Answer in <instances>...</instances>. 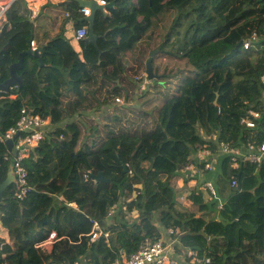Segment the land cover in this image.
<instances>
[{
	"label": "trees",
	"instance_id": "trees-1",
	"mask_svg": "<svg viewBox=\"0 0 264 264\" xmlns=\"http://www.w3.org/2000/svg\"><path fill=\"white\" fill-rule=\"evenodd\" d=\"M104 1L113 4L108 15L96 17V44L81 43L83 60L64 36H56L41 62L25 58L18 70L23 85L12 91V106L0 113V135L15 125L23 107L51 125L23 160L27 191L22 198L10 179L11 155L0 141V186L8 206L0 217L8 231L7 240L0 238V264H115L145 237L159 238L155 214L164 228L180 230L181 246L199 248L208 264H264V162L242 161L234 168L219 147L223 142L247 152L264 141V0H220L218 24L198 12L191 46L181 55L160 43L192 10L185 8L189 0ZM19 4L0 32V81L34 35L33 20ZM63 6L66 20L76 28L84 25L75 0ZM246 41L250 45L244 49ZM156 49L151 64L159 79L146 98L140 96V109L117 107L99 122L83 115L115 96L131 101L119 84L128 75L138 78L148 52ZM124 65L130 68L125 71ZM250 110L260 112L252 128L242 121ZM75 115L79 120L63 124ZM203 148L217 159L216 170L199 175L214 181L218 196L208 198L203 188H194L187 195L190 208L179 209L172 179ZM100 171L109 182L90 176ZM127 191L136 196L118 211L121 221L107 227L108 243L103 236L91 240L90 220L103 223ZM133 208L139 219L128 223L126 211ZM52 231L51 248L42 247Z\"/></svg>",
	"mask_w": 264,
	"mask_h": 264
},
{
	"label": "crops",
	"instance_id": "crops-1",
	"mask_svg": "<svg viewBox=\"0 0 264 264\" xmlns=\"http://www.w3.org/2000/svg\"><path fill=\"white\" fill-rule=\"evenodd\" d=\"M66 1L67 0H20L18 2L20 3L19 6L21 9L24 10L27 8L31 19L33 20V25H34V30H33L34 33L33 34L34 35H33V39L31 41H34L35 44L37 45V47L43 46V47H45V50H47L50 40L54 39L56 36L62 35L69 41L72 48L78 53L80 60H83L81 43L84 44V42H82L80 40L77 41L72 37V34H73L75 27H74V24L72 23L71 20H66L65 10H64V6H63V4ZM97 3L101 4L99 2V0H97ZM34 8H36L35 12H33ZM23 10H19V12H18L20 15L19 16L20 18L22 16ZM98 14L108 15L109 11L107 8H105L102 11L97 10L95 13V17H94V23H95V20H96V17ZM94 23H93V32H94ZM86 25L88 26L87 23H86ZM104 36H105V34H103L100 37H104ZM152 36L155 37L156 33H153ZM171 36H172V33H171ZM171 36H170V38H171ZM98 37H97V39H98ZM170 38H169V40H167V41L164 40L160 43L161 46L163 47V49H166V50H168L170 48L172 49V47H173L172 45H170V47H169ZM29 46H31V45L29 44ZM151 51H154V55H156V53L159 51V49L151 50ZM150 52H148L147 58H148ZM178 53L180 55L182 54L180 51H178ZM147 58H146V60H147ZM146 60H145V62H146ZM145 62H144V69H140V71L138 72V74H139V75H137L138 78H136V76L134 77L133 75H131V76L128 75L126 77L125 81H123L121 84H119L125 93L126 92L131 93L130 94V100L131 101L128 102L122 97L115 96L107 104L103 105V107L100 110L86 112L85 114L83 113V115L87 118H91V119H94L97 122H99L101 120V118L106 113H111L113 110L115 111V109L117 107H119L120 109H123V110L128 109V108L140 109V107H141L140 96L142 95L143 97H145L146 94L152 90L151 87L154 84V81L157 80V79H148L147 78V75L145 72ZM151 63H152V61H151ZM129 68H130V65H124L122 67V69H124L125 71H127ZM124 75H125V73H124ZM15 88L16 87L12 88V91ZM132 92H133V94H132ZM15 97H16V94L11 96V98H15ZM116 98H119L121 102H116ZM28 110H30L32 113H36L31 108H29ZM36 114H38V113H36ZM80 117H81V115H75L72 118L67 117L63 123L67 122L69 119L76 121V119L77 118L79 119ZM199 133L201 136H202V134H204V136H202V137H204V139L209 140V138L211 137V136H208L204 130H200ZM5 156H8V155H5ZM193 161L196 163L197 166L199 163H201V159H199L197 154L192 156V159L190 162H193ZM216 162H217V159L215 158L213 161V165H214L213 170H211V171L216 170ZM262 162H264V161H262ZM261 163H259V164H261ZM259 164H258V166H259ZM204 179H205L204 176L201 177L199 174H193V173H190V172L182 170V169L179 170L177 175L172 179V183L174 185L173 187H174V192H175V200L177 201V204L179 205L178 206L179 209L190 208L191 202L187 200V197H188L187 195L189 194L191 189L203 188V190L205 191L206 197H208V198L214 197V196L210 195L207 190H205V186L203 185ZM205 180H207V179H205ZM208 180H210V179H208ZM211 181L214 182L213 180H211ZM140 186L141 185L137 183V187L139 188ZM181 189H184V191H181ZM179 190L181 193L179 192ZM228 190L229 189L226 188L225 191H223V192L221 191V193L219 194L221 199L226 198V195L228 194ZM135 196H136L135 192H128L127 191L125 193V195L121 197L120 201L116 205H114V207L111 208L110 215L104 220L105 224H103L104 222L102 223V222H99L98 220H90L91 222L92 221H98L101 228L109 233V236L107 238H105L107 243H108V240H109L110 235H111L109 230H107V227L109 225H112L114 223V221H121L119 214H118V211L121 210L122 206L124 205V202H128V201L134 199ZM216 196H218L217 192H216ZM56 198H57V201L61 200V197H59V196H56ZM180 202L184 203V205H181ZM73 207L76 208V205H73ZM139 214H140V211L137 208H133L130 211H126L127 222L128 223L137 222L139 219ZM154 225L157 227V230L159 233V238H156V239H162L165 242H167L168 244H171L172 248H174V253L180 258V260H182V263L186 264L187 260L189 259L186 255L188 248H184L181 246L180 235L182 234V232H180V230H178V229H173L175 231L173 233H170L169 230L172 228H164L163 226H161V224H159L158 215H156V214L154 215ZM91 230H92V228H91ZM52 233L54 234V237H55V232L52 231L50 233V235ZM50 235H49V237H50ZM54 237L51 239L50 243H46L43 245L42 244L44 242L43 241L40 245L42 247L50 249L51 243H52ZM0 238H2L4 240L8 239V231L2 226L1 220H0ZM90 239H91V237H90ZM196 251H198V250H196ZM120 253H122L121 250H120ZM127 258L123 257L122 261L117 260L115 262V264H122L123 262H125V260Z\"/></svg>",
	"mask_w": 264,
	"mask_h": 264
},
{
	"label": "built area",
	"instance_id": "built-area-1",
	"mask_svg": "<svg viewBox=\"0 0 264 264\" xmlns=\"http://www.w3.org/2000/svg\"><path fill=\"white\" fill-rule=\"evenodd\" d=\"M19 0H0V31L5 23L8 22V12L14 15L18 9ZM100 3L104 4V0H99ZM36 8H34V11ZM82 12L84 15H89V8L83 7ZM87 35L86 26H81L75 29L72 37L79 41ZM252 39H255L252 36ZM31 47L35 48L36 44L34 41L30 42ZM249 46V41H246L244 47ZM260 82L264 85V71L260 76ZM116 102H121L120 99H116ZM262 102L264 103V91L262 93ZM249 118H245L242 121L246 126L252 128L255 125L254 120L260 117V112L255 110H250L248 112ZM48 127V121L41 117L39 114L32 113L26 108L20 110V117L16 124L8 129V131L0 135V141L5 142L17 133L16 138L13 142V148L15 149V154L12 156V173L20 186V191L17 194L18 198L22 196L27 191V170L23 165V160L28 156L31 149L36 146L43 138ZM219 147L221 152L226 154L230 161L238 168V162H251V163H261L264 161V141L259 146L250 145L247 148V152H242L240 148H234L229 146L227 143L220 142ZM199 159L204 161L201 167L197 166L196 163L189 162L186 164L182 170L188 171L193 174H201L204 171L213 170V155L209 148L200 149L197 153ZM7 159L8 156H5ZM240 159V161H239ZM230 185L232 187L236 186V178H230ZM205 189L210 195L216 196V190L213 182L211 180H206L203 184ZM221 207V205H219ZM8 206L1 210V213H5ZM170 233L175 230L170 229ZM92 240L104 236L107 238L109 233L103 230L98 221H92V230L89 233ZM54 237L52 233L50 237L44 241L42 244L50 243L51 239ZM187 260L186 264H208L210 262L209 258L205 254H199L198 251L193 249H187L186 252ZM75 264H84V261H77ZM122 264H184L182 260L174 253V248L171 244H168L162 239H156L152 237H145L140 243L138 249L132 253Z\"/></svg>",
	"mask_w": 264,
	"mask_h": 264
},
{
	"label": "water",
	"instance_id": "water-1",
	"mask_svg": "<svg viewBox=\"0 0 264 264\" xmlns=\"http://www.w3.org/2000/svg\"><path fill=\"white\" fill-rule=\"evenodd\" d=\"M79 3V5L82 7H88L90 10V14L87 16H83L79 21L81 23H87L88 26V33L87 36L85 38L82 39V42H84L85 45L87 44H96L97 41V37L94 32H93V23H94V17H95V13L97 10H104L105 8H107L109 5L111 4H98L97 0H75ZM241 45L239 44V47ZM45 50V47L40 46V47H36V48H32L31 46H28L26 49L22 50L18 56H17V61L10 64L9 65V75L6 79H4L3 81H0V91L1 92H6L8 93L12 88L16 87V88H20L23 85V76L21 73H18V70H21L23 68L24 65V61L25 58L28 56H32V57H36L39 59V61H42V57H41V53ZM1 51L0 50V55H1ZM154 55V51H151L149 53V56L145 62V72L147 75L148 79H159V76L157 74H155L152 70V57ZM42 64V63H41ZM216 100L214 101V104H216ZM17 133L14 134L13 138L6 140V146L8 148V150L12 151L13 154H15V149L12 148L13 146V141L16 138ZM90 176H92V178L94 180L97 181H106L109 182L108 179H106L103 175V173L100 171L97 174H93L91 173ZM10 179L14 180V177L12 175V173L10 172ZM3 204V200H2V186H0V206ZM195 250H199V248H193Z\"/></svg>",
	"mask_w": 264,
	"mask_h": 264
},
{
	"label": "rangeland",
	"instance_id": "rangeland-1",
	"mask_svg": "<svg viewBox=\"0 0 264 264\" xmlns=\"http://www.w3.org/2000/svg\"><path fill=\"white\" fill-rule=\"evenodd\" d=\"M220 0H189L186 9H192L186 16H183L177 23V26L172 31V36L169 41V47L172 45V49L176 51L178 55V51L182 54L191 46V41L193 39L194 33V25H192V21H194L196 14L198 12H202V16H207L209 22L212 24H218V11L215 9ZM15 44L22 45L21 40H15ZM13 99H9L5 96L0 97V113H3L6 109L12 106L13 103H10ZM76 120H79L78 118ZM64 124V123H63ZM202 134V133H201ZM204 136V134H202ZM184 191V189H181ZM180 192V190H179ZM181 193V192H180ZM57 200V198H56ZM184 205V203H181Z\"/></svg>",
	"mask_w": 264,
	"mask_h": 264
},
{
	"label": "clouds",
	"instance_id": "clouds-1",
	"mask_svg": "<svg viewBox=\"0 0 264 264\" xmlns=\"http://www.w3.org/2000/svg\"><path fill=\"white\" fill-rule=\"evenodd\" d=\"M101 4H102V3H101ZM105 4H106V3H104V4H102V5H105ZM82 8H83V7H82ZM87 8H88V7H87ZM82 14H83V12H82ZM89 14H90V12H89ZM65 15L68 16V13L65 12ZM83 15H84V14H83ZM84 16H87V15H84ZM79 22H80V21H79ZM72 23L74 24L73 21H72ZM83 26H86V28H87L86 23H84ZM74 27H75V26H74ZM75 29H77V28L75 27V28H74V31H75ZM74 31H73V32H74ZM0 32H1V31H0ZM87 33H88V28H87ZM86 36H87V35H86ZM86 36H85V37H86ZM85 37H84V38H85ZM80 41H82V39H81ZM30 42H31V41H30ZM244 44H245V43H244ZM249 45H250V43H249ZM36 47H37V45H36ZM36 47H35V48H36ZM32 48H33V47H32ZM243 48H244V49H247L248 47L245 48L244 45H243ZM33 49H34V48H33ZM44 51H45V50H44ZM0 93L8 94L7 96H8L9 98H11V96L14 95V93H12V89H11L8 93H6V92H1V91H0ZM2 97H3V96H2ZM11 99H13V98H11ZM116 99H117V98H116ZM118 99H119V98H118ZM23 108H24V107H23ZM21 109H22V108H21ZM26 109H27V108H26ZM19 117H20V116H19ZM18 119H19V118H18ZM44 119H45V118H44ZM47 121H48V120H47ZM16 122H17V121H16ZM15 124H16V123H15ZM50 127H51V125H50V123H49V121H48V127H47L46 131H47L48 128H50ZM7 131H8V130H7ZM7 131H6V132H7ZM6 132H5V133H6ZM5 133H4V134H5ZM45 133H46V132H45ZM2 135H3V134H2ZM12 138H13V137H12ZM10 139H11V138H10ZM7 140H8V139H7ZM13 142H14V141H13ZM4 143L6 144V141H5ZM12 148H13V146H12ZM13 149H14V148H13ZM198 151H199V150H198ZM8 152L10 153V155H11L10 157L12 158V156H13L14 154H13L12 151H10V150H8ZM8 157H9V156H8ZM230 162H231V161H230ZM234 168H237V167H235V165H234ZM11 173H12V168H11ZM12 175H13V173H12ZM13 177H14V175H13ZM14 180L16 181L15 177H14ZM16 182H17V181H16ZM213 184H214V182H213ZM214 186H215V184H214ZM219 205H221V203H220ZM4 207H6V206H4V202H3V204L0 206V216L3 214V213H1V210H2ZM189 249H193V248H189ZM193 250H195V249H193Z\"/></svg>",
	"mask_w": 264,
	"mask_h": 264
}]
</instances>
